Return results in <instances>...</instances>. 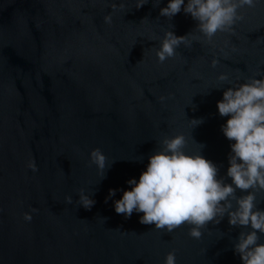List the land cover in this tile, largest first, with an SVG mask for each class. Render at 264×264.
Wrapping results in <instances>:
<instances>
[{
  "label": "water",
  "instance_id": "water-1",
  "mask_svg": "<svg viewBox=\"0 0 264 264\" xmlns=\"http://www.w3.org/2000/svg\"><path fill=\"white\" fill-rule=\"evenodd\" d=\"M138 2L0 0V264H164L169 251L175 264H243L234 243L251 229L229 225L227 213L197 240L188 224L169 233L140 223L143 213L117 214L114 200L139 179L160 139L177 133L186 152L199 151L218 179L232 183L234 141L223 134L229 117L217 101L264 74V0L240 9L243 19L211 41L194 32L199 41L163 63L156 49L164 31L184 36L197 21L183 6L171 19L161 16L168 0ZM95 148L110 164L103 178L90 162ZM81 188L95 201L90 210L78 203ZM109 189L116 192L106 201ZM257 208L264 211V193Z\"/></svg>",
  "mask_w": 264,
  "mask_h": 264
},
{
  "label": "clouds",
  "instance_id": "clouds-1",
  "mask_svg": "<svg viewBox=\"0 0 264 264\" xmlns=\"http://www.w3.org/2000/svg\"><path fill=\"white\" fill-rule=\"evenodd\" d=\"M148 0H139L135 4L140 8ZM159 3V0H157ZM257 0H168L167 6L160 9V15L171 19L183 11L197 21L195 31L177 36L165 30L160 37L156 56L160 63L178 55L177 48L183 44L192 47L193 41H199V33L211 41L218 32L230 31L233 25L242 20L240 9L254 8ZM112 12L117 10L115 3L110 5ZM119 8L123 9L124 4ZM111 24L112 14L104 17ZM191 37V39H190ZM219 63L213 59L211 66ZM220 82L232 85L228 74L217 76ZM221 116L229 117L222 131L229 141L231 154L228 156L227 176L232 183L218 179V168L198 152L188 153L184 149L187 140L183 133L163 136L158 150L148 157V163L139 179L130 178V189L122 190L119 199L114 200V210L126 218L133 212L143 213L139 222L155 225L156 230L174 232L177 228L191 225L189 236L199 240L201 229L209 222L219 223L227 213L231 226H242L234 243V251L239 254L243 264H264V243H258L257 231L264 233V211L257 208L258 194L264 193V74L257 79L246 77L245 82L232 85L223 92V98L217 101ZM192 125L202 123V119L190 120ZM90 162L96 165L101 178L104 177L107 157L99 149L90 151ZM28 167L36 172L37 165L32 160ZM246 192L237 196L236 191ZM115 189H109L108 198L115 196ZM78 203L85 209H91L95 201L83 188L78 190ZM65 202L72 203L71 196H65ZM235 202V203H233ZM24 213L25 222H31L32 213ZM104 223L107 218L102 217ZM174 251L165 255L164 264H175Z\"/></svg>",
  "mask_w": 264,
  "mask_h": 264
}]
</instances>
